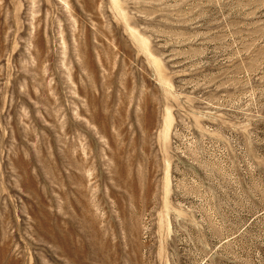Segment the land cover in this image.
I'll return each mask as SVG.
<instances>
[{
  "label": "rangeland",
  "instance_id": "rangeland-1",
  "mask_svg": "<svg viewBox=\"0 0 264 264\" xmlns=\"http://www.w3.org/2000/svg\"><path fill=\"white\" fill-rule=\"evenodd\" d=\"M0 264H264V0H0Z\"/></svg>",
  "mask_w": 264,
  "mask_h": 264
}]
</instances>
